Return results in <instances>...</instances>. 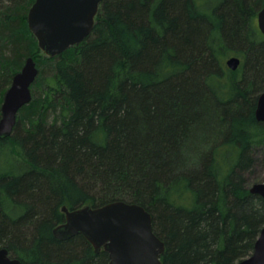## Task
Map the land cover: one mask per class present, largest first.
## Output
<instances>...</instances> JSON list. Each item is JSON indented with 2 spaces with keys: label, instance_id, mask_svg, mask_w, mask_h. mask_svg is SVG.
I'll use <instances>...</instances> for the list:
<instances>
[{
  "label": "trees",
  "instance_id": "16d2710c",
  "mask_svg": "<svg viewBox=\"0 0 264 264\" xmlns=\"http://www.w3.org/2000/svg\"><path fill=\"white\" fill-rule=\"evenodd\" d=\"M34 2L0 0V119L27 58L39 69L0 137L14 166L0 171V247L22 264H109L82 234L53 230L64 205L126 200L152 213L161 264L250 255L264 227V197L247 185L264 143V0H104L92 32L53 57L29 28ZM230 51L241 69L226 66ZM199 131L216 140L207 152L189 147Z\"/></svg>",
  "mask_w": 264,
  "mask_h": 264
},
{
  "label": "water",
  "instance_id": "95a60500",
  "mask_svg": "<svg viewBox=\"0 0 264 264\" xmlns=\"http://www.w3.org/2000/svg\"><path fill=\"white\" fill-rule=\"evenodd\" d=\"M104 0H35L28 13V25L40 50L53 57L83 41L93 30ZM258 27L264 35V5L258 12ZM233 55L226 61L232 70L241 65ZM39 69L33 56L14 75L1 105L0 137L13 133L21 108L32 100L31 86ZM256 117L264 121V91L258 96ZM251 192L264 197V182L255 183ZM65 221L54 235L68 239L82 234L95 248L109 254V264H161L166 244L154 231L153 215L142 204L115 200L101 206L91 204L70 209L62 207ZM0 264H22L7 247H0ZM237 264H264V227L253 252Z\"/></svg>",
  "mask_w": 264,
  "mask_h": 264
},
{
  "label": "rangeland",
  "instance_id": "374dc122",
  "mask_svg": "<svg viewBox=\"0 0 264 264\" xmlns=\"http://www.w3.org/2000/svg\"><path fill=\"white\" fill-rule=\"evenodd\" d=\"M256 21H257V17H256ZM232 55H238V54L235 51H230L228 53V55L226 56V58H225V64H226V66H227L226 61ZM238 56H240V55H238ZM243 66H244V63L241 64V67H243ZM203 134L204 133L202 131H199L198 134H195L194 133L193 136H196V138L195 137L191 138L190 143H189V147H191V149H194L195 146H197L198 143H199V149H198V152L197 153H199L200 151L201 152H207V151H209L210 148L214 145V142L216 141L214 138H212V140L209 141V142L208 141H204V139H202L203 138ZM11 147L13 149L12 159H14V157H16V156L18 157L19 156V153L18 154L16 153V148L14 147V145L11 146ZM254 149H255V154L258 157V164L256 166V170L253 173H250V174L248 173V175H247L248 176V183H247V185L249 186V189L255 183L264 182V143L255 144ZM184 150H186V149H184ZM191 153H192V151L191 152H188L187 155L189 156V155H191ZM193 155H194V158L195 159L199 157V154H196L194 152H193ZM7 157H11V154L7 150L5 152H2L1 155H0V171L1 172L2 171L5 172V171H9V170H14V166L11 163V159L10 158H7ZM17 157H16V159H17ZM190 158H193V156H190Z\"/></svg>",
  "mask_w": 264,
  "mask_h": 264
},
{
  "label": "flooded vegetation",
  "instance_id": "af4514ba",
  "mask_svg": "<svg viewBox=\"0 0 264 264\" xmlns=\"http://www.w3.org/2000/svg\"><path fill=\"white\" fill-rule=\"evenodd\" d=\"M260 10H261V9H260ZM260 10H259V11H260ZM259 11H258V12H259ZM257 16H258V14H257ZM257 24H258V19H257ZM232 56H233V55H232ZM239 57H240V56H239ZM240 58H241V57H240ZM241 60H242V61H241V64H242V63H243V59L241 58ZM228 68H229V67H228ZM229 69H231V68H229ZM238 69H241V65L238 67ZM238 69H236V70H238ZM231 70H232V69H231Z\"/></svg>",
  "mask_w": 264,
  "mask_h": 264
}]
</instances>
